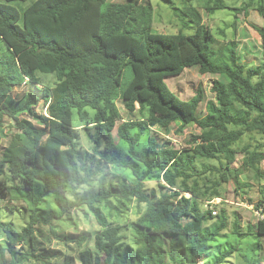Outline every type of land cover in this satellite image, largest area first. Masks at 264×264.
I'll return each instance as SVG.
<instances>
[{"label":"trees","instance_id":"obj_1","mask_svg":"<svg viewBox=\"0 0 264 264\" xmlns=\"http://www.w3.org/2000/svg\"><path fill=\"white\" fill-rule=\"evenodd\" d=\"M10 1L17 0L0 1V135L7 138L0 147V175L8 174L0 179V195L7 190L31 213L21 230L13 221L5 225L0 220L9 242L0 245V264L32 260L51 264V257L42 252L46 250L39 238L42 230L35 225L51 226L54 218L81 204L90 208L101 227L95 240L99 253L92 258L89 250L82 251L83 264H168L167 257L179 250L182 256L173 264H198L230 221L225 208L216 216L211 209L202 210V199L221 197L222 183L232 179L240 189L243 170L231 166L240 155H245V167L258 177L263 174L262 145H235L248 132L264 136V51L262 64L251 66L240 62L236 39L220 50L215 33L190 4L177 8L181 17L176 13L193 32L163 33L152 30L154 8L149 0H34L23 10ZM263 1L259 10L264 14ZM211 2L209 12L229 8L224 0ZM249 5L234 7L235 14H248ZM259 31L264 49V27ZM126 66L132 76L122 86ZM190 66L217 76L212 84L215 100L207 101L203 115L199 111L205 99L202 88L185 100L166 82ZM41 73L56 74L52 87L43 85ZM24 83H32L36 92H26L22 103L14 106L13 89ZM117 99L125 102L129 112L140 110V119L117 124L121 118ZM40 103L47 114L34 110ZM87 108L94 110L84 127L92 124L89 127L95 130V153L119 167H131L135 158L145 171L131 184L124 180L106 186L101 181L96 193L78 197L81 188L90 190L95 176L94 170L82 172L83 152L75 133L79 125L72 121L73 109L88 119ZM22 113L33 121L20 117ZM174 123L180 130L199 126L201 131L191 136L190 147L159 142L161 133H170ZM115 127L129 144L128 155L113 137ZM145 130L154 135L140 152L137 146ZM215 160L220 166L211 163ZM154 178L160 193L154 191L150 198L145 181ZM70 194L76 199L68 202ZM45 196H53L59 210L39 213L36 207ZM132 199L134 217L126 216ZM3 207L15 210L9 204ZM261 211L264 215V205ZM120 219L132 230L136 244L123 252L118 245L128 236L121 231ZM233 226L232 233L242 235L239 220ZM248 229L264 237V217ZM234 251L235 246H230L211 264H222Z\"/></svg>","mask_w":264,"mask_h":264},{"label":"rangeland","instance_id":"obj_2","mask_svg":"<svg viewBox=\"0 0 264 264\" xmlns=\"http://www.w3.org/2000/svg\"><path fill=\"white\" fill-rule=\"evenodd\" d=\"M33 1L34 0H17L10 1V3L23 10ZM224 2L230 9L225 8L209 12L207 5L212 4L211 0H149L148 3H151L154 8L152 30L163 33H177L180 30L185 33L193 32V27L183 26L180 13H178V9L181 10L184 5L190 4L201 12L204 22L215 33L218 40L217 45L220 50L224 48L226 42L236 39L239 43L238 57L240 62L251 66L262 64L264 49L259 28L264 27V14L259 10L261 0H224ZM246 4H250L248 14L244 12H240L238 15L237 13L235 14L234 7L241 8ZM233 22H235V24H233ZM211 58H213V55H211ZM131 76V67L126 66L122 79V86L131 79ZM40 77L43 85L49 87H52L57 80L55 73H41ZM216 77L217 76L213 74H202L198 68L190 66L187 67L182 74L168 77L166 82L173 91L185 100L191 99L198 93L199 89L202 88L205 99L201 102L199 111L203 115L206 113L207 101L215 100L212 84ZM29 91L36 92V87H34L32 83H24L20 86H16L12 92L13 105L19 106L22 103L25 93ZM39 95H41V93H39ZM116 104L121 114V118L117 120V124L123 123L125 119L139 120L142 116L138 109L134 112H129L122 99H117ZM43 107V103H40L34 110L41 113L44 110ZM87 110H89L90 115L88 119H84L77 109H73L72 121L75 126L79 125V129H76L75 133L77 134L78 147L83 152L81 154L82 160L80 161V165L83 167L82 172L84 174L94 170L95 176L92 178L91 184L93 185L90 187V190L81 188L76 193L78 197L91 196L96 193L101 181H105L106 186H109L112 182L119 184L124 180L127 184H131L133 180L142 176V173L145 171L144 164L135 158L130 160L131 167H119L107 163L101 156L95 153L93 150L96 144L94 142L95 130L89 127L92 124L88 125V128L84 127V124L91 120L94 110L91 108H87ZM20 117L29 118L33 121V119L25 113L20 114ZM135 131L136 129L133 130V132ZM153 131L155 132L157 130L153 129ZM200 131L197 125H191L184 130H180L179 125L174 123L172 131L166 134L161 133L158 140L159 142L163 140L170 141L171 147H190L189 140H191V136ZM112 134L123 149V152L128 155L129 144L121 139L117 133L116 127ZM153 135L154 133L152 131L145 130L137 146V150L143 152L149 145V137ZM6 143L7 138L0 135V147L6 145ZM246 144L251 145L252 148H256V145L261 144V149L264 150V136L255 132H248L235 146L242 148ZM211 163L217 164V161L215 160ZM217 165L220 166L219 164ZM231 166L235 169L241 167L243 170V173L239 177L240 189L236 188V184L232 179L228 183H222L220 188L222 192L221 197L213 198V200H215L214 203H216L215 209L218 213L222 208L228 211L230 217L228 227L223 230L218 237L211 241V247L207 255L200 257L198 264H211L217 256L230 246H235V251L229 258L231 263L228 259L222 264H264V237H259L248 229L250 226H256L257 220L262 218L261 208L262 205H264V161L260 164L263 172L260 177H258V174H256L252 168L245 167V155L237 157ZM6 178H8V174L0 175V179ZM180 181H182L181 178ZM189 182L191 183V180ZM162 183H164V181ZM154 191H156L158 196L160 193L158 181L155 178L146 180L145 192L150 198L154 197ZM74 199H76V197L70 194L68 202ZM6 204H9L15 210H12L13 212L9 209L5 210L3 206ZM135 206V199H132L131 211L126 216L134 217L132 213L134 212ZM201 207L202 210L210 209L208 200L202 199ZM36 210L39 213L47 214L51 210H59V208L53 201V196H45L40 204L37 205ZM30 213L31 208H29L25 202H19L13 199L7 190L3 191L0 195V220L5 225H7L9 221H13L15 226L21 230L29 220ZM236 219L239 220V230L242 235H235L232 233L234 228L233 222ZM119 221L123 226L121 230L122 233L128 236L118 245L120 252H123L127 247L136 248V244L133 241L134 234L132 230L124 226L123 219ZM212 222H217V219H213ZM35 228H40V230H42L39 238L40 241L44 242L43 246H46V250L42 252L45 258H48V256L49 258L51 257V264H83L81 260L82 251L89 250L92 258L99 253L95 245V240L101 227L96 216L86 204L74 206L68 214L60 219L54 218L51 222V226L37 224ZM36 233L38 232L36 231ZM45 236L49 237L50 240ZM0 245H9L4 226L1 224ZM181 256L182 251H175L172 256L167 257L168 264H173L175 258ZM25 264H37V262L32 260Z\"/></svg>","mask_w":264,"mask_h":264},{"label":"clouds","instance_id":"obj_3","mask_svg":"<svg viewBox=\"0 0 264 264\" xmlns=\"http://www.w3.org/2000/svg\"><path fill=\"white\" fill-rule=\"evenodd\" d=\"M44 113L45 114H47V112H46V108H44ZM164 183L166 184V182L164 181ZM186 197H189V198H191L192 197V194L191 193H189V192H182ZM189 193V194H188ZM214 201L215 200H210V201H208V203H209V205H210V209L212 210V214H213V209L215 208V205H216V203H214ZM217 214H218V212H217ZM217 214H213L214 216H216ZM262 217H264V215L262 214L261 215Z\"/></svg>","mask_w":264,"mask_h":264},{"label":"built area","instance_id":"obj_4","mask_svg":"<svg viewBox=\"0 0 264 264\" xmlns=\"http://www.w3.org/2000/svg\"><path fill=\"white\" fill-rule=\"evenodd\" d=\"M217 212H218V211L214 208V209H213V214L215 215V214H217Z\"/></svg>","mask_w":264,"mask_h":264}]
</instances>
